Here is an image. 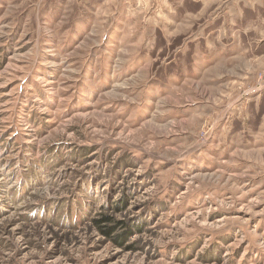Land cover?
<instances>
[{
    "label": "rangeland",
    "instance_id": "rangeland-1",
    "mask_svg": "<svg viewBox=\"0 0 264 264\" xmlns=\"http://www.w3.org/2000/svg\"><path fill=\"white\" fill-rule=\"evenodd\" d=\"M0 264H264V0H0Z\"/></svg>",
    "mask_w": 264,
    "mask_h": 264
},
{
    "label": "trees",
    "instance_id": "trees-1",
    "mask_svg": "<svg viewBox=\"0 0 264 264\" xmlns=\"http://www.w3.org/2000/svg\"><path fill=\"white\" fill-rule=\"evenodd\" d=\"M100 230V232L105 235V236H110L113 233H117V231L120 229V225H124V224H115L114 219L111 216H103L101 219L99 220H95L93 222ZM124 232L123 233H118V235H116V237L114 238V241H116L118 244H123L125 243V238L127 236V234L133 229V227L130 225L129 227L124 225ZM115 231V232H114Z\"/></svg>",
    "mask_w": 264,
    "mask_h": 264
}]
</instances>
